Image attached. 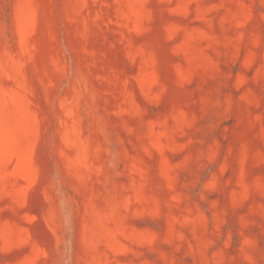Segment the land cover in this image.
Wrapping results in <instances>:
<instances>
[{"label": "rangeland", "instance_id": "374dc122", "mask_svg": "<svg viewBox=\"0 0 264 264\" xmlns=\"http://www.w3.org/2000/svg\"><path fill=\"white\" fill-rule=\"evenodd\" d=\"M0 264H264V0H0Z\"/></svg>", "mask_w": 264, "mask_h": 264}]
</instances>
